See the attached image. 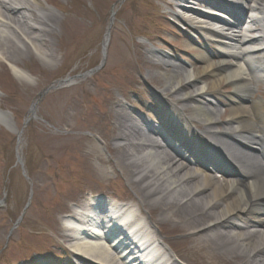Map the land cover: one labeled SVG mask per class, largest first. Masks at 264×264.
Returning <instances> with one entry per match:
<instances>
[{
	"label": "bare ground",
	"instance_id": "6f19581e",
	"mask_svg": "<svg viewBox=\"0 0 264 264\" xmlns=\"http://www.w3.org/2000/svg\"><path fill=\"white\" fill-rule=\"evenodd\" d=\"M39 1L0 0V57L28 42L38 53L33 42L43 43L40 32L47 28ZM197 1L217 3L223 16L194 8ZM176 7L177 20L208 47L215 44L218 59L199 52L202 65L194 69L150 50L171 67L161 73L164 88L154 91L158 121L141 125L121 100L115 110L121 153L115 161L143 207L160 211L151 220L134 204L118 209L108 198L90 197L61 216L67 239L60 244L76 259L97 264H188L156 229L171 220L188 231L189 247L209 260L227 253L244 264H264V101L252 97L264 82V0H181ZM8 65L24 79L23 69ZM221 80L233 87L223 121L214 95L222 94ZM0 121L6 122L2 112Z\"/></svg>",
	"mask_w": 264,
	"mask_h": 264
},
{
	"label": "rangeland",
	"instance_id": "374dc122",
	"mask_svg": "<svg viewBox=\"0 0 264 264\" xmlns=\"http://www.w3.org/2000/svg\"><path fill=\"white\" fill-rule=\"evenodd\" d=\"M116 1L40 0L38 9L47 16V28L40 32L45 41L33 42L38 53L31 51L28 42L9 57H0V110L7 114L6 122L0 121V198L5 196L0 208V264H49L50 260L72 264L68 250L57 247L67 239L60 218L92 196L104 194L114 202L134 204L151 220L160 211L143 207L115 161L121 156L114 142L117 102L144 114L147 121H158L152 110L154 91L164 88L161 73L171 67L158 63L148 52L169 53L196 69L202 65L196 55L202 50L196 45L205 44L199 36L187 44L189 35L176 25L183 24L173 15V1ZM112 8L116 12L102 60ZM29 31L32 36L38 32ZM211 46L217 55L215 45ZM8 62L25 71L24 79L13 74ZM94 66L96 71L87 74ZM83 73L74 83L44 93L36 105V117L23 123L43 89L60 78ZM218 89L222 94L214 95L220 99L223 121L233 87L221 80ZM252 97L264 101V83L258 82ZM187 110L191 112V104ZM162 223L156 227L158 233L184 262L244 264L227 253L209 260L189 247L192 237L181 223Z\"/></svg>",
	"mask_w": 264,
	"mask_h": 264
},
{
	"label": "water",
	"instance_id": "95a60500",
	"mask_svg": "<svg viewBox=\"0 0 264 264\" xmlns=\"http://www.w3.org/2000/svg\"><path fill=\"white\" fill-rule=\"evenodd\" d=\"M104 52V51H103ZM104 54V53H103Z\"/></svg>",
	"mask_w": 264,
	"mask_h": 264
}]
</instances>
